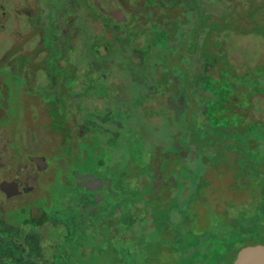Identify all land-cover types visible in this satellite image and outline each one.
<instances>
[{
  "label": "rangeland",
  "instance_id": "1",
  "mask_svg": "<svg viewBox=\"0 0 264 264\" xmlns=\"http://www.w3.org/2000/svg\"><path fill=\"white\" fill-rule=\"evenodd\" d=\"M133 2L125 4L130 17L147 5ZM157 2L151 10L167 13L129 33L143 58L113 39L110 26L108 59L92 62L96 79L79 80L70 58L48 64L61 84L55 97L79 93L81 113L69 116L63 101L56 111L53 94L45 96L54 87L39 77L45 58L35 45L16 57L29 82L4 79L29 88L23 106L10 94L0 125L15 138L27 125L26 156L50 163L40 192L6 209L4 222L66 226L48 232L60 236L54 264H215L216 254L234 264L237 248L264 246V0Z\"/></svg>",
  "mask_w": 264,
  "mask_h": 264
},
{
  "label": "flooded vegetation",
  "instance_id": "2",
  "mask_svg": "<svg viewBox=\"0 0 264 264\" xmlns=\"http://www.w3.org/2000/svg\"><path fill=\"white\" fill-rule=\"evenodd\" d=\"M127 1L133 2V0H3L0 6V9H2L0 13L6 11L5 13L8 14V17L6 25L0 27V32L8 33L9 38H0V41L7 42L6 47L0 49V69L3 68L7 73V76L4 77L0 74V119L5 116L6 110L9 107L8 99L10 94L12 96L11 101L17 100L19 106H23L24 101H26L25 94H23L25 84L19 86L16 83H8L4 79L6 80L16 75L29 82L30 78L29 76L26 77L24 67L21 68L17 65L16 57L23 52L30 51V45H35L39 49L38 60L42 57L45 58L43 62L44 67H38L37 69L40 71L39 77L40 75H45V78H50L52 80L51 83H53H43L48 89L50 84L54 87L52 90L50 89L52 92H47L45 96L53 94L52 96L55 98L53 105L56 111H60L59 103L63 101L64 110H67L69 116L71 109L72 112H80L79 109L76 110V98H79L80 94L71 92L66 93L63 99L55 97L58 93V87L61 84L56 79L57 75L50 74V71L47 70L48 64H55L59 68L70 58L69 60L72 62L71 66L75 67L73 73L79 76V80L82 81L83 78H88V76L92 80L93 78L96 79L98 70L93 68L92 62H103L108 59V54L111 49L108 45L110 26L113 29L111 33L113 39L121 42V44H127L128 47L133 49L132 52L135 51L133 53L134 55L142 57L144 55L140 51L142 45L140 46L139 41L130 38V30L141 32L146 25L153 22L156 14H166L167 9L163 10L157 7V9L152 11V5H158L157 0H146L147 5L142 7L143 11L137 7L130 17L125 7ZM71 5L72 8H70ZM143 12L148 19L145 18V22L140 24L139 19L142 18L141 15ZM159 18L161 19L158 22L162 21V15ZM99 27L101 30L98 32L97 29ZM95 30L96 32H93ZM13 35L14 38L11 39ZM47 39L50 42L49 46L44 45V41ZM85 40L92 45V50L89 52H87ZM131 45H133V48ZM118 48H122L121 50L125 49V47L119 46ZM69 51H72L74 55L70 56L68 54ZM67 56L68 58H66ZM132 58L134 59L133 56ZM81 71L87 73L80 74ZM43 72L44 74H41ZM33 74L32 80L35 77V70ZM32 80L30 84L33 82ZM28 88L27 93H30V96L33 97L31 100L33 102L36 96L33 95L32 91L29 92ZM21 93L23 95L19 97ZM36 99L39 101L37 97ZM46 104L50 105L48 103ZM83 105L88 106V99L83 102ZM30 106L37 108V105H34V103H31ZM49 108L50 106L46 109L47 112H49ZM26 115L29 118L32 114L26 112L24 116ZM32 116L38 117L37 110H35V114ZM68 121L69 118L67 119ZM26 127L27 125L22 131L23 135L15 138L12 137V131L8 127L0 125V129L6 131L10 149L8 163L0 165V223L5 225L0 227V264L2 261H5L4 264L13 262L25 263L26 261L35 264H54L55 261L52 257V251L56 250L54 247L59 243L60 236L54 233L49 235L48 232L49 229H53L54 227L61 232V230L63 231L66 228L65 225H63L65 226L63 228L58 220L53 223L49 222L50 225H45L48 223L45 221L47 219L38 226L26 228L20 225L15 226L16 224L7 225L4 222L5 218L3 213L6 209L18 207L20 203L29 202L40 192L38 187L44 185L43 175L47 172V166L50 164L44 155L26 156ZM67 130L65 129L63 132H67ZM68 131L69 135H72V130ZM56 152L57 150L54 151L52 161L56 157ZM31 157H42L46 162H36ZM45 163L47 166L41 169L40 166H43ZM58 165L59 162L57 161L56 167ZM71 177L74 176L71 175ZM66 179H60V181L63 180L62 182L65 183L68 180ZM68 181L73 185L74 182L76 184L75 180ZM75 188V186L73 189L71 188V190H74V193ZM41 194L49 198V195H47L48 192H41ZM81 205L84 207L83 203ZM67 209L71 210L72 207L68 206ZM36 214L37 212H35ZM66 220L68 222L69 218ZM64 222L65 220L62 221V223Z\"/></svg>",
  "mask_w": 264,
  "mask_h": 264
},
{
  "label": "water",
  "instance_id": "3",
  "mask_svg": "<svg viewBox=\"0 0 264 264\" xmlns=\"http://www.w3.org/2000/svg\"><path fill=\"white\" fill-rule=\"evenodd\" d=\"M0 13V27L6 25L8 14ZM10 157L9 141L7 139L6 131L0 129V165L8 163ZM36 162H46L42 157H31ZM47 164L40 166L45 168ZM234 264H264V246L250 245L242 247L237 254Z\"/></svg>",
  "mask_w": 264,
  "mask_h": 264
},
{
  "label": "trees",
  "instance_id": "4",
  "mask_svg": "<svg viewBox=\"0 0 264 264\" xmlns=\"http://www.w3.org/2000/svg\"><path fill=\"white\" fill-rule=\"evenodd\" d=\"M240 250V248H237L236 253ZM220 252V251H219ZM212 258L214 259V263L215 264H223L220 263V254H216L215 256H212ZM212 263V262H211Z\"/></svg>",
  "mask_w": 264,
  "mask_h": 264
}]
</instances>
